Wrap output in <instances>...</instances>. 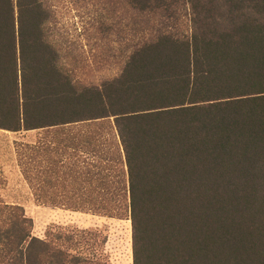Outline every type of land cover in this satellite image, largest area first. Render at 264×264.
I'll list each match as a JSON object with an SVG mask.
<instances>
[{
  "label": "trees",
  "instance_id": "trees-1",
  "mask_svg": "<svg viewBox=\"0 0 264 264\" xmlns=\"http://www.w3.org/2000/svg\"><path fill=\"white\" fill-rule=\"evenodd\" d=\"M48 1L0 0V130L107 124L115 143L33 147L35 200L129 220L132 264H264V0H121L124 60L98 84L62 65ZM31 231L0 201V264H108Z\"/></svg>",
  "mask_w": 264,
  "mask_h": 264
},
{
  "label": "rangeland",
  "instance_id": "rangeland-1",
  "mask_svg": "<svg viewBox=\"0 0 264 264\" xmlns=\"http://www.w3.org/2000/svg\"><path fill=\"white\" fill-rule=\"evenodd\" d=\"M47 8L52 16L47 25L51 43L76 81L98 84L119 73L124 60L120 54L128 43L134 16L124 2L49 0ZM75 130L0 132V201L23 209L32 221V236L44 240L47 233L70 234L79 242L72 253L99 263L132 264L129 220L45 207L35 200L39 185L46 190L43 184L50 177L41 178L40 164L33 165V147H37L33 143H80L86 134H98V142L92 143H115L114 130L107 124L86 128L83 133ZM75 135L78 138L71 141ZM50 176L52 180L54 174Z\"/></svg>",
  "mask_w": 264,
  "mask_h": 264
},
{
  "label": "crops",
  "instance_id": "crops-1",
  "mask_svg": "<svg viewBox=\"0 0 264 264\" xmlns=\"http://www.w3.org/2000/svg\"><path fill=\"white\" fill-rule=\"evenodd\" d=\"M41 131H45V130H33V132H41ZM0 132H3V133H6V134H17V133H20V132H8V131H4V130H0ZM21 132H24V131H21ZM28 132H31V131H28ZM58 143H33V146H40L41 148H43L42 146L46 147V146H50V147H53V149L57 150L56 147H58L57 145ZM45 158H42L40 160H42V164L45 165L46 162L45 160H43Z\"/></svg>",
  "mask_w": 264,
  "mask_h": 264
}]
</instances>
